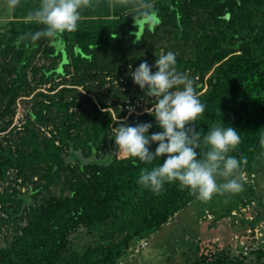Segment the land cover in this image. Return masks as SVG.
Here are the masks:
<instances>
[{"label":"trees","instance_id":"trees-1","mask_svg":"<svg viewBox=\"0 0 264 264\" xmlns=\"http://www.w3.org/2000/svg\"><path fill=\"white\" fill-rule=\"evenodd\" d=\"M147 2L155 19L143 23L134 0H91L81 10L78 30L65 32L53 46L26 37L44 27L24 19L41 0H19L14 10L0 0V133L12 126L19 99L26 108L14 136L0 137V241L11 235L0 243V264H120L133 245L195 201L178 181L165 183L159 194L138 183L142 169L162 165L166 156L152 164L106 159L118 150L113 128L127 115V96L133 103L144 95L133 87L129 64L146 61L155 72L156 58L173 52L177 70L195 81L206 105L192 126L206 134L223 123L238 132L241 143L228 155L246 161L240 179L254 175L257 160L264 159V0ZM143 54L152 61L141 59ZM131 120L152 123L149 135L163 131L154 116ZM73 152L86 161H68ZM249 200L242 206L251 205ZM235 210L217 219L233 217ZM248 223L254 229L255 222ZM81 230L91 240L76 249L72 236ZM195 248L189 264L264 262L261 247L249 253L254 261L231 249Z\"/></svg>","mask_w":264,"mask_h":264},{"label":"clouds","instance_id":"clouds-1","mask_svg":"<svg viewBox=\"0 0 264 264\" xmlns=\"http://www.w3.org/2000/svg\"><path fill=\"white\" fill-rule=\"evenodd\" d=\"M127 5L130 0H118ZM19 0H7V6L15 9ZM91 0H41L40 6L29 11L26 23H36L44 27L34 33H27L32 43L44 38L53 46H58L62 35L74 33L81 21V10L91 7ZM134 12L143 23L155 17L151 3L147 0H134ZM135 21V20H134ZM136 23V21H135ZM176 55L169 51L156 58L153 72L146 61L135 71H129L133 82L143 90L146 102L155 100L145 111L155 117L162 132L152 133V123H139L130 126L127 119L117 121L113 128L117 151H109L106 159L113 155L138 158L145 164L166 156L163 164L139 173L138 183L159 194L165 183L179 182L181 189H189L197 199L207 202L214 194L239 193L242 184L236 178L242 162L228 155L241 143V137L233 127L223 123L211 127L206 134L197 131L194 121L202 118L206 105L196 92L195 81L176 67ZM134 109H129V112ZM264 145V138L261 139ZM158 146L155 152L151 145ZM207 149V150H205ZM199 150V151H197ZM222 179L223 183H218Z\"/></svg>","mask_w":264,"mask_h":264},{"label":"rangeland","instance_id":"rangeland-1","mask_svg":"<svg viewBox=\"0 0 264 264\" xmlns=\"http://www.w3.org/2000/svg\"><path fill=\"white\" fill-rule=\"evenodd\" d=\"M145 52L146 49H144L143 53ZM157 53H162V51H156L155 54ZM147 58L148 60L151 59L146 54H143V57H141L143 60ZM151 61L152 60H150V62ZM129 65L132 66L131 71H135L139 66V64ZM130 78L132 79V76ZM109 80L111 79L108 77L107 82H110ZM114 83L117 85V81ZM133 87L134 89L139 88L135 83ZM100 88L98 90H100ZM126 89L127 87H122L123 92ZM79 90L84 94H88L82 87H79ZM89 96L95 102L98 101L96 93L92 92ZM130 98V95L127 96L126 104H128V107L126 109L128 112L123 119H127L130 126H135L137 123H134V121L132 122L131 116L147 114L151 117L152 115L148 114L145 109L151 107V103H155V100L146 102L145 95H142L137 98L135 102L128 103V101H131ZM29 99H31V97ZM22 102V99L18 100L17 113L13 119L12 126L7 128L5 132L0 133L1 138H3V135L6 133L13 137L14 129L17 127L19 128L21 123H24L26 120V108ZM121 106L122 105H119V108H121ZM130 108L134 109V111L129 112ZM109 110L114 111L112 108ZM124 158L127 157L121 156L118 159ZM77 160L86 161L80 152H73L71 156L68 157V161L70 162H76ZM254 171L255 174L251 175V177L243 173L242 179L239 178L240 174H236V178L243 186V190L239 193H225L223 195L214 194L211 200L207 202L196 198L185 210L173 217L162 230L149 238L148 247L139 250L138 243L133 245L130 251L124 254L120 264H189L188 258L195 257V247L198 246V244H200V248L206 247L211 248V250H216L217 248L225 250L231 249L234 251V254L242 253L248 256L249 260L254 261L252 255L245 253L246 246H242L240 243H245L246 241V243L249 244L251 240L254 242V237H256L257 239L259 238V247L264 248V220L258 221L259 216L264 214V159L257 160ZM217 182L223 183L224 181L218 179ZM1 188L0 186V189ZM22 190L24 191V189ZM248 199H250L249 203L251 205L245 208L242 206V201ZM231 210H235L233 213L235 215L233 217L230 214L223 219H217L221 217L220 215L229 214ZM251 221L255 222L254 229H251V225L248 223ZM240 223H246L248 227L245 226V224L239 226ZM255 229L257 230L255 231ZM8 236L11 235L8 233L1 239L0 243L2 245L5 244L4 242ZM90 240L91 237L83 230L78 233L75 232L72 236V244L76 249L82 248V246ZM238 245L242 247L238 249ZM262 263L264 264V262L260 264Z\"/></svg>","mask_w":264,"mask_h":264},{"label":"built area","instance_id":"built-area-1","mask_svg":"<svg viewBox=\"0 0 264 264\" xmlns=\"http://www.w3.org/2000/svg\"><path fill=\"white\" fill-rule=\"evenodd\" d=\"M128 103H130V101H128ZM124 119H119V121H123ZM257 229H255L256 231ZM256 241V242H255ZM242 246H246L245 250H246V254H249V251H255L257 249H259V238L257 239L256 237H254V242L251 240L249 242V244L246 243H240ZM149 245V239H143L139 242V250L145 249L146 247H148ZM249 252V253H248Z\"/></svg>","mask_w":264,"mask_h":264},{"label":"water","instance_id":"water-1","mask_svg":"<svg viewBox=\"0 0 264 264\" xmlns=\"http://www.w3.org/2000/svg\"><path fill=\"white\" fill-rule=\"evenodd\" d=\"M94 87H95V86H94ZM100 87H101V84H97V85H96V88L99 89Z\"/></svg>","mask_w":264,"mask_h":264},{"label":"snow or ice","instance_id":"snow-or-ice-1","mask_svg":"<svg viewBox=\"0 0 264 264\" xmlns=\"http://www.w3.org/2000/svg\"><path fill=\"white\" fill-rule=\"evenodd\" d=\"M153 19H155V18H153ZM158 22V21H157Z\"/></svg>","mask_w":264,"mask_h":264}]
</instances>
